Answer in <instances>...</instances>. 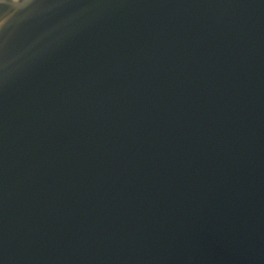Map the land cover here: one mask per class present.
I'll return each instance as SVG.
<instances>
[{
  "label": "water",
  "instance_id": "95a60500",
  "mask_svg": "<svg viewBox=\"0 0 264 264\" xmlns=\"http://www.w3.org/2000/svg\"><path fill=\"white\" fill-rule=\"evenodd\" d=\"M0 264H264V0H0Z\"/></svg>",
  "mask_w": 264,
  "mask_h": 264
}]
</instances>
